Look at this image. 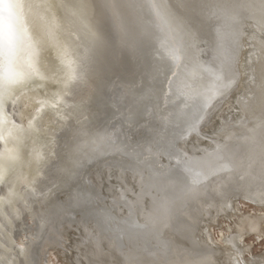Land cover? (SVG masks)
Here are the masks:
<instances>
[{
    "label": "rangeland",
    "instance_id": "374dc122",
    "mask_svg": "<svg viewBox=\"0 0 264 264\" xmlns=\"http://www.w3.org/2000/svg\"><path fill=\"white\" fill-rule=\"evenodd\" d=\"M94 2L95 0H51V3H53L55 7L53 8V18L49 19L47 26L50 30L55 32V42L62 52L59 54L57 49L52 45V42L45 39L46 43L40 47L38 57V66L40 67L42 74L45 76V79L42 81L36 79L33 82H29L26 87H19L15 93L16 97H23V94L29 95L24 97L26 99L25 101L20 103V105L18 104L20 107L18 109L20 110L15 111L16 115H10V118L8 119L9 121L3 130V135L5 137L2 141L4 151L6 149L13 152L19 151L22 161L15 166L9 176V186L13 187L14 191L20 194L21 199L14 200L11 205H8L7 203L0 204V212H3L5 207H9L8 209L12 214V218L9 217L10 221L8 228H6L2 222L0 223V227L3 228L1 232L3 237L2 239L0 237V244L2 250H4V261L11 264L13 258L17 260L20 259L17 253L21 242H23L24 250L27 252L25 259L28 264H85L83 258L86 257V254L89 255L87 256L89 262H92V260L103 251L105 254H108L110 260H113L111 256L114 247H110L111 245L108 241L110 239L115 241L116 239L118 247H122L121 250H123V252L121 253H134V251L138 249V245L139 247L143 245V239L140 238L139 234H141V237L143 236V231H141L143 228L142 225L148 221H150V225L152 224V226L155 223L154 226H159L161 232H163L162 236L164 241L161 242L158 247H155L154 251L159 250V252H165L171 250L170 244L176 237L179 228H183L185 225L190 224H193V226L196 227V237L204 240V235L208 233L214 239L213 241L215 243L223 246L225 239H228L232 237V234L234 236L237 233L235 230V224L241 222L243 216L247 214L258 215L260 212L264 214V205H262L264 199L263 201H259V198H256L252 192L247 191L246 188L244 190L245 186L243 184L236 185L237 189L234 185L227 187L222 177L219 178L218 175L216 176L215 181L209 186L207 193L202 199L188 201L187 205L179 214H173L175 208H170L171 212H169L168 215L169 219L165 221L163 225L158 223V215L157 217L155 215V218L153 219L156 220H153V223H151V216H154L152 207L156 200L158 201L159 197H162L163 194H161V190H158L160 193L158 191L146 192V189H144L146 188L144 184L147 182L146 175H142V173H146L147 170L142 169L140 171H135L132 167L125 164V160L130 158L128 157L129 155L141 151L140 154L143 152H150L148 156L154 158L160 156L157 159L162 161L161 164H168L170 159L172 160L178 155L179 158L174 160L176 161L174 163L180 162L183 167L187 166L191 169L194 168L199 174L206 175L211 173L219 164L216 157L218 154L213 156L212 152H205L204 155L206 157L208 156L212 159L213 156V159H216V161H211L205 168L199 166L200 160L197 158V162L196 158H193L195 156L194 154L200 152L199 150L201 147H207L210 143L211 136H215L216 139L213 140L220 141V145L227 141L228 136L225 138L221 137L220 139L222 134L219 133V129L222 126L223 121L227 122L230 117H234L235 120H238L241 115L240 112L234 113L232 109L233 107H236V102L240 97L250 93L249 85L255 78L253 62L255 61L254 58L256 57L255 54L257 51L256 43L259 40V36L264 33V29H260L259 23L257 22L258 20L253 16H248L249 18L247 17V19L242 18L243 21L240 19L242 23L239 21V24H241L239 25L240 28H238L237 33L235 34L236 36L233 43H231L230 47L227 49V57L223 66V72L229 76L227 82H225L226 85L223 86L224 88H221L223 91L218 90V92L213 94L214 96H211L212 99H209L210 103L208 101L206 105H204V108L201 110V117L195 122L197 124L196 130L188 131L192 130L191 127H193L189 126L184 128L183 131L180 130L182 128H180L179 125L174 124L177 127L172 125L174 127H172V130H177L175 131L176 134L174 138L171 140V143L174 142L173 145L175 144L174 146L176 147V153H173L169 151L171 150L169 146L170 142L167 143L169 147L164 146L165 148H161L162 140L156 137L158 135V137L161 138L159 129H157V127L155 128L154 117H152V112H155L156 109L160 107L162 101L160 100V94L157 92L158 87L156 83L160 79L159 76L162 77V72H159L158 69L160 67L163 69L162 63L164 62L163 51L159 46L161 45V42H156L158 46L156 49L145 44V40L147 39L145 33H152L155 37V33L152 29L148 31L149 29L145 24L148 22L149 25L156 29L155 23L151 22L149 18H144L143 13L141 12V10H143L142 6L139 5L133 9L131 13L133 15L132 23L134 22L135 24H138V33H134L135 31L132 27H130L132 29V33H130L136 41V58H138V62L141 65L143 63L142 58L152 56L150 58L151 71L147 78H143L145 76L143 71H138L136 75L137 79L135 80V77L131 74H126V72L122 70V59H119L121 55H123V52L127 51L122 44L125 33H123V36H118L117 33H114L115 30L113 24L116 19L114 17L111 18L108 12V9L113 14V11H115L118 17L120 14V17L123 19H120V21L122 25L124 24L123 28L126 29L127 26L124 23L125 20L123 17L124 10L122 8L121 11L115 10L108 0H100L102 12L106 16L105 19L107 20L108 28L111 31V33H109V31L106 30V22L102 21L99 17V9L97 8L96 10ZM106 2H108L107 5ZM127 10L128 9H126V11ZM28 28L29 33L35 36L36 29H34L33 21L31 19L28 23ZM38 30L43 36L44 31L41 26H39ZM93 32L100 38L98 43H94L93 41ZM109 34L113 42V49L110 45ZM204 34L205 36H203ZM209 35V33H202L199 40L200 42L198 41L199 43H197L199 46V51H197L201 53L199 57L206 62L209 60L213 61V56L208 47V43L210 42L209 39H211ZM154 37H151V40H154ZM94 50L97 51L99 55L100 74L104 70H108L107 68L115 71V74L112 76L111 81L108 84V86L111 84V89L113 88V97L115 91L119 89V94L115 95L116 100H114V105H112V107H109L108 103L105 102V99L102 98V85H98L97 73L95 71L92 72L91 69L93 68L92 52H94ZM129 56L132 57L134 61V58L130 53ZM115 57H117L121 69H118L119 66L115 63ZM69 61L73 62L74 66L76 64L86 66L90 71L85 79L78 80L69 90H67L70 94L63 96L64 102H61V97L66 91L63 82L67 71L66 65ZM115 68H117V70H115ZM121 71L123 79L118 80V77L121 76ZM131 77L135 82H141L140 88L135 84L131 85ZM143 80H145L146 83V86L144 85V87ZM122 85L125 86L124 89L122 87L120 88ZM135 102L138 104L137 109H135V107L130 109L129 106ZM14 104L16 103L14 102ZM106 105H108L110 110H105L104 112L103 108ZM100 106L102 107V110H100ZM31 116H35V121L30 127L28 120L31 119ZM15 117H19L22 124H19L18 121L15 120ZM217 122H219V128H217ZM13 125L16 127H13ZM21 126L23 131H20ZM145 128H151V134L155 132L153 136L151 134H149L150 136H147V134L144 133V130H146ZM9 132H11V136H9ZM142 134L145 135L142 136ZM216 134H218V136H216ZM178 136L179 138H182L177 139ZM177 140H179V144H177ZM193 140H195L196 143L200 142L202 146L196 148L197 150L195 151H190L189 149L193 144H185L187 150L192 154H187L185 148H179V146L183 144V141L190 143ZM105 142L110 144L107 146ZM157 142L158 144L156 145ZM159 142L161 143L160 146H158ZM111 143L113 144L112 146ZM153 143H155L156 146ZM150 144L151 146H149ZM152 148L157 149L156 151L158 153H156L155 149L153 151ZM239 148L236 147L235 151L239 150L238 152L244 154ZM34 149L36 150L35 152L33 151ZM119 149L122 150L121 152H118L120 155L115 157L111 156V159L107 157L108 155L105 156L106 153H115V151ZM161 149L162 152H164V149L165 151L167 150L164 152L166 156L163 155V153L160 154ZM145 150L148 151L145 152ZM92 151H94V153H91ZM72 152H74V154L76 153L77 158H79V165H81L82 168H84L90 161H93V165H91L85 172L86 178H84L82 185L80 184V174L83 172L80 173L76 169L71 172L69 169V163H63V155L69 157L67 159L69 161L73 158ZM36 153H39L42 157L39 162L35 159ZM170 153L176 155L171 157ZM241 153H239V157H241ZM201 155L203 154H199V156ZM174 163L172 164L170 162V165L168 166H171V164L174 165ZM201 164L202 166L205 165L203 162ZM137 172L141 173L136 174ZM17 176H21L24 179L17 181ZM143 176L145 177L143 178ZM239 176L240 175L238 174V177ZM140 178L145 182H139V180H136ZM34 179L37 190V196L35 198L26 191V185ZM123 183H126V188ZM205 183H207V181H205ZM185 187L186 186H184V188ZM229 190L231 191L229 192ZM241 191L243 194H241ZM154 193L156 194L155 197L154 195L152 196ZM157 193L159 197H157ZM247 193L249 195H247ZM0 196H7V194H0ZM52 196L54 197L52 198ZM247 196L249 198H247ZM123 198L126 199V203L127 201H130L126 204L124 203L125 199L123 201ZM139 198H141V200ZM134 199H138V201L136 202ZM153 199L156 200L154 201ZM226 200L227 203L225 205L232 202V204L230 203L231 208L230 206H227L224 209V207L221 206ZM130 202L131 205H129ZM68 205L72 208L69 211L70 213H66L68 214L67 216L61 217L63 216L62 214L65 213L64 210ZM147 205L151 207L145 208ZM133 208L134 210H132ZM218 209L220 211H218ZM148 210L150 213L147 214V212H149ZM232 210L234 211L233 213ZM130 213L131 218L128 216ZM125 215L128 217L126 216V218ZM145 218L147 219L145 220ZM215 218L216 221H214ZM132 219L136 220H134V223L136 222L135 224L137 225L135 231L139 234L136 233L138 235H131L132 237L135 236V239H132L131 237V240L129 236V240L132 243H136L140 239L141 241H139V243L137 242L138 244H135L137 245L136 247H134L135 245L131 246L132 243L125 241L128 237L126 234H129L127 231L130 226L129 222L132 223V221H130ZM22 220L24 221L22 222ZM123 220L126 224L122 223ZM52 221H55V227L60 234L57 233L59 237L54 236V234H52L54 237L51 235L50 243L44 245V250L47 256L42 261H39L38 254L41 255L43 249L42 242L49 231ZM20 222H22V226L19 228ZM137 222H140L141 224ZM33 228H35V230ZM17 229H20L22 233L20 237L16 236V233L18 232ZM123 229L125 230L123 231ZM93 235L95 237L97 235L98 238H96L98 241ZM100 236H103L102 241ZM108 237L110 238L109 240L107 239ZM256 237L257 236L253 235L245 238L246 242H253V246L251 252H247L243 255L244 257H240L241 264H256L259 256H264V235H260L261 238ZM91 240L93 242H91ZM81 241L83 244L84 242L86 244L88 243L87 247L86 244L83 246L80 245L82 244ZM95 241L98 244H96ZM91 244H94V246ZM202 244L204 250L199 247L200 254H203L205 250L209 251L217 249L209 240L206 242L203 241ZM108 245L110 246L108 247ZM92 247H95V250ZM130 248L134 250L132 251ZM142 250L145 253L143 248H139L137 251L139 252ZM143 251L139 252V255H142L139 257L142 259V262L146 259V257L143 256L145 255L143 254ZM227 264H238V262L235 260V257H232L227 261Z\"/></svg>",
    "mask_w": 264,
    "mask_h": 264
},
{
    "label": "bare ground",
    "instance_id": "6f19581e",
    "mask_svg": "<svg viewBox=\"0 0 264 264\" xmlns=\"http://www.w3.org/2000/svg\"><path fill=\"white\" fill-rule=\"evenodd\" d=\"M108 1L111 3V5L113 6V8L115 10H120V11L122 9L124 10V13H123V17L125 20L124 23L128 27V28L126 27V29L123 28L124 24L122 25V23L120 21V19H122L120 17L121 15L119 14V17H120L119 18L115 11H113L114 12V14H113L107 8L111 18L114 17L116 19V21L114 20V24H113L114 30H115L114 33H117L118 36H120V35L123 36L124 35L123 33H125L124 38L122 40L123 47H124V49L126 48L127 49L126 52L130 53L134 58V61H133L132 57L129 56L130 61L127 62L128 65L126 63V60L124 61V64L122 65V70L124 72H126V74H131L133 77H135V80L137 79L136 75H137L138 71L139 72L143 71V73L145 74V76L143 78L144 79L147 78L148 74L151 71L150 58L152 56H146L145 58H142L143 63L141 65L138 62V58H136V54H137V50L135 47L136 41L134 40V37L131 34L132 33L131 30L133 29L135 31L134 33H138V28H137L138 24H135L134 22L132 23L133 15L131 13H132L133 9H135V7H138L139 5L142 6L143 10H141V12L143 13L144 18L145 17L149 18L151 22L155 23L156 29L153 28L151 25H149L148 22L145 24V26L149 29L148 31H150V29H152V31L155 33V37L153 36L152 33H145V36L147 38L145 40V44H147L149 47H154L156 49L158 47L156 42H161V45H159V46H160L161 50L163 51V61L164 62L162 63L163 69H161L162 67H160L158 69L159 72H162V77L159 76L160 79L156 83L157 87H158L157 92L160 94V100H162V101H161L160 107H158L155 112H152V114H153L152 117H154L153 118L155 121V122L153 121L154 126H155V128L157 127V129H159V134H160L161 138H159L158 135L156 137L158 139L162 140V142H161L162 144L159 142L158 146H160V144H161V148L162 147L165 148L164 146H168L167 143L170 142L169 146H170L171 150H169V151L174 153L176 150L175 149L176 147L174 146L175 144L173 145V143H174L173 141H172L173 143H171V140H172V138H174V136L176 134L175 131H177V130H175V131L172 130V127L175 125H179L180 128H182L180 130H183L186 127L193 126V127H191L192 130H188L189 129L188 128L187 129L188 131H194L197 129V126H196L197 124L195 122H197L199 117H201L200 114H201V110L204 108V105H206V103L209 101V99H212L211 96L214 93L218 92V90H222L221 88L224 85H226L225 82H227V79L229 78V76H227L226 73L223 72V66H224L225 59L227 57V49L230 47L231 43H233L235 36H236L235 34L237 33L238 28H240V26H239V25H241V24H239L240 19H241V21H243L242 18L247 19L248 16H253L254 18H256L258 20L257 22L259 23L260 29L261 30L264 29V26H263L264 25V0H108ZM107 3L108 2H106V5H107ZM94 4L96 7V10H97V8L99 9V12H98L99 17L101 18L102 21L106 22L105 23L107 26L106 30H108L109 33H111V31L108 28L107 20L105 19L106 16L102 12V6H101L100 0H95ZM153 5L158 6L159 15H157V10H156V8L153 7ZM217 6H221L226 10L225 16L223 19H217L216 17H213L210 15L211 11H213ZM126 9H128V10L126 11ZM121 14H122V12H121ZM232 17H235V20H233ZM29 21H30V19H29ZM29 21H28V23H29ZM110 21H112V20H110ZM111 24H112V22H111ZM47 25H46V27H45V25L42 26V29L44 31L43 35L47 36V39L50 42H52V45L57 49V52L59 54H61L62 50H60L59 46L55 42V40H56L55 39V36H56L55 32L53 30H50ZM130 27H132V29ZM54 29H55V27H54ZM202 33H209L210 34L209 36L211 39H209L210 42L208 43L209 44L208 47H209V51L211 52V55L213 56V61L209 60L208 62H206L204 59H201L199 57L201 53L198 52L199 46L197 43L200 42L199 40L201 38ZM203 36H205V34ZM108 37L110 40L111 48L113 49V45H112L113 42L111 40L110 34ZM151 37H154L155 39L151 40ZM202 41H204V40H202ZM256 44H257V46H256L257 51L255 54L256 57L254 58L255 61L253 62L254 63L253 66H254V70H255L254 71L255 78L253 81L250 82V85H249L250 86V93L248 95L240 97L236 102V104H237L236 107L235 108L233 107V109H232L234 113L240 112L241 115H240L238 120H235L234 117H230L227 122L223 121L222 126L219 129L220 132L218 131L219 133L222 134V135L220 134L221 135L220 139H221V137L225 138L226 136H228L227 141L223 142V144L220 145L219 144L220 141L213 140L216 138H215V136H211L210 143L207 145V147H205V146L201 147L202 145L200 144V142L196 143L195 140H193L190 143L183 141V144H181V146H179V148H185V150H187V146H185V144H193V145H191V147L189 149L190 151H193V150L195 151V150H197L196 148L201 147V149L199 150L200 152H197V154H194L195 156L193 155L194 156L193 158H196L197 162H198L197 158H199V160H200L199 166H201L202 168H205L206 166H208L211 161H216V159H213V156L218 154L217 153L218 147L224 149L226 151V153L229 156H231L234 160H236L237 162L243 161L244 167L237 169L233 173L219 174V178L222 177V179L225 182V185H227V187L234 185V187L237 189L236 185L243 184L245 186L244 190L246 188L247 191L252 192V194L256 198L258 197L259 201H261V200L263 201L264 196H262V195H264V128H261L260 125H261V122H264V33L261 36H259V40ZM145 48H146V46H145ZM198 60H201V61H198ZM115 63L117 66L120 67V63L118 62L117 57H115ZM125 63H126V66H125ZM120 69H121V67H120ZM217 77H220V78L218 79ZM119 79H123L122 71H121V76L118 77V80ZM135 80L132 77L130 78L131 85L135 84L136 86H138V88H140L141 82H135ZM143 82H144V84H143V87H144V85L146 86L145 80H143ZM121 87L124 89L125 86L122 85V86H120V88ZM17 90H16V92H17ZM120 90H122V89H120ZM28 95L29 94H23V97L22 96L17 97V101H16V102H18L17 105L18 104L20 105V103L25 101L26 99L24 97H26ZM142 101H144V100H142ZM209 103H210V101H209ZM133 107H135V109H137L138 104L135 102L129 106L130 109H132ZM15 111H16V109L13 112H15ZM234 113H232V114H234ZM15 115H16V113H15ZM11 116H12V114H11ZM217 124H218L217 128H219V122H217ZM175 127H177V126H175ZM155 128H153V129H155ZM253 129L255 130L254 132L251 131ZM144 131H145L144 133H146L147 136H150L149 134H151V132H152L151 128H149V129L147 128ZM214 132H215V130H214ZM154 133L155 132H153V134ZM188 133H190V132H188ZM153 134H151V135L153 136ZM144 135L142 134V136H144ZM147 136H145V137H147ZM216 136H218V134H216ZM253 137H254V139H252ZM150 138H148V139H150ZM178 138H179V136L177 137V139ZM181 138H179V139H181ZM237 142H239V143H237ZM151 143H152V140H151ZM153 144L155 145V143H153ZM157 144H158V142L156 143V145ZM177 144H179V140H177ZM149 146H151V144ZM208 146H210V147H208ZM236 147H238V148L240 147L239 149L242 150L244 154H242L241 152H238L239 150L235 151ZM154 149H153V151H154ZM162 149H161V153L160 152L159 153L160 154L163 153V155H165L164 152H166L167 150L165 151V149H164V152H162ZM139 150H140V148H139ZM156 150L157 149H155V151ZM189 150H187V154H192L191 152H189ZM146 151H148V150H145V152ZM205 152H209V153L212 152L213 153L212 159H210V157H208V156L206 157L204 155ZM140 153H141V151H138L137 153H134L133 155H129L128 157H130V158H127L125 160V164L132 167L135 171L136 170L140 171L142 169H146L148 173L147 172L142 173V175L143 174L146 175V181L147 182H146V184H144L146 186V188H144V186H143V188L146 189L145 191L146 192L147 191L148 192H152V191L157 192L158 190H161V194H163L162 197H159L158 193H157V197H159V199H158V201L156 200L157 198L155 199L156 202L154 203V205L152 207L153 210L150 208L152 210V212L154 211L153 212L154 216H151L152 217L151 223H153V220H156V219H153V218H155V215H156V217L158 215V218H159V214L161 212L162 204L164 202L169 203L170 208H172V209L175 208V211L173 214H179L180 211L187 205V202L190 201V200H187L184 198L183 194H184L185 188L187 186L192 185L193 180L197 179V177H199L198 176L199 173L196 172L194 170V168L191 169L187 166H185V167L181 166L180 162L174 163V162H176L174 160L179 158L178 155L175 156L176 154L172 155L173 153L172 154L170 153L171 154L170 156L171 157L175 156V158H173L172 160L170 159L168 164H166V163L161 164L162 161L159 159L160 160V162H159V160L157 159L160 156H157V158H154V157L148 156V154L150 152H146V153L143 152L142 154H140ZM156 153H158V152L156 151ZM239 153H241V157H239ZM199 154H203V155L199 156ZM167 155H169V154H167ZM203 156H205V157H203ZM201 157H203V158H201ZM170 162L172 164L174 163V165L171 164V166H168V165H170ZM202 162L205 164L204 166H202V164H201ZM249 164L251 165L250 167L248 166ZM134 170H132V171H134ZM140 173L137 172L136 174H140ZM238 174L240 175L239 176L240 178L238 177ZM139 177H140V175H139ZM144 177L145 176H143V178ZM136 180H139V182L143 181V179L141 180V178L136 179ZM223 181H222V183H223ZM143 182H145V181H143ZM123 184L125 185L126 183H123ZM184 186H186V187L184 188ZM137 187H138V185H137ZM125 188H126V185H125ZM241 188H243V187H241ZM144 189H142V190H144ZM225 189H226V187H225ZM229 189H230V187H229ZM0 190L2 191L1 193H3V194L8 192L7 186H4V187L1 186ZM121 191L124 192L123 190H121ZM230 191L231 190H229V192ZM138 192H139V190H138ZM224 192H225V190H224ZM139 193H138V195H139ZM248 193H247V195H249ZM239 194H240V191H239ZM241 194H243L242 191H241ZM153 195L155 197L156 194L154 193V194H152V196ZM136 196H137V194H136ZM150 196H148V197L151 198ZM235 196H237V195H235ZM121 198H122V196H121ZM247 198H249V197L247 196ZM254 198H253V201H254ZM124 199L125 198H123V201H124ZM128 199H130V198H128ZM139 199L141 200V198H139ZM143 200H144V198H143ZM129 201H127V203ZM135 201L137 202L138 199H136ZM263 202H262V205H264ZM124 203H126V199H125ZM226 203H227V200L221 206L224 207V209L227 206L228 207L230 206V208H231L232 202H230L231 204L229 203L230 205L229 204L225 205ZM129 205H131V202ZM149 205H151V204H149ZM151 206L147 205V206H145V208L151 207ZM71 209L72 208L68 205L67 208L64 210L65 213H63L62 214L63 216H61V217L67 216L68 214H66V213H70L69 211ZM129 210H131V209H129ZM129 210H128V212H129ZM132 210H134V208ZM150 211L147 212V214L150 213ZM218 211H220V210L218 209ZM169 212H171V211H169ZM233 212L234 211L232 210V213ZM214 213H216V212H214ZM132 215H134V214H132ZM151 215H152V213H151ZM126 216L127 215H125V217ZM128 216L130 217L131 213ZM9 217L12 218V214H11V211L9 209L6 210L5 212H0V223L2 222L3 225L6 226V228H8V226H9V221H10ZM135 217H137V216H135ZM126 218H124V219H126ZM147 218H145V220ZM158 218H157V221H158ZM24 219H25V216H24ZM168 219L169 218L167 217L166 221ZM134 220L135 219L130 220V221H132V223L129 222V224H130V226L128 227L129 229H127V227H126L129 234H126L128 237L127 238L125 237L126 238L125 241H128L130 243H132L130 240H131V237L133 236V234H135V235L139 234L138 232L135 231L136 230L135 228L137 227V225L135 224L136 222L134 223ZM23 221L24 220H22V222ZM128 221H129V219H128ZM147 221H145V222H147ZM214 221H216V218L214 219ZM22 222H20L19 228H20V226H22ZM54 222L52 221L51 226L49 227V231L46 234V236L44 237V240L42 242L43 249L41 251V255L38 254V260L39 261H42L47 256L45 253V250H44V245L50 243L51 235L54 234V236L59 237L58 234H60V233H59V231H57ZM122 223L126 224V222L124 220ZM137 223H140V222H137ZM147 223H149V224H147ZM147 223H143L144 225H142L143 226L142 229H145V230L141 229V231H143V234H142L143 236L141 237V234H139L140 238L143 239L142 240L143 245L141 247H139V245H138V249L143 248L145 250V253L142 250L143 254H145L143 256L146 257V259L143 258V259H145V260H143V262H142V259L139 258L142 256V255H139L140 254L139 252H142V251L138 252L137 251L138 249L136 248L137 250H135V251L137 253L135 251H134V253L125 252L127 254L121 253V252H123V250H121L122 247H120V248L118 247V244H116V242H117L116 239L114 241L113 239H110L109 237L107 239L108 240L110 239L108 242L111 246L108 245V247L109 246L114 247L113 253L111 252L112 253L111 258H113V260H110L108 258V254L107 253L105 254L103 251L102 253L100 252L99 255L96 256V258H94V259H93V257H94L93 256L92 262L91 261L89 262V260L87 258V256H89V255L84 252L86 254V257L83 258V260H84L83 262H85V264H198V262L201 259L209 258L213 262V264H227V261H229L232 257H235V260L238 262V264H241L240 257H244L243 255H245L247 252H251L252 246H253V242H251V243L246 242L245 238L247 236H253V235L257 236L256 238H261L260 235H264V214L261 212L258 215L247 214L241 218V222H239L238 224H235V230L237 233L234 236L232 234V237L225 239V243L223 246H220L217 243H215L213 241L214 239L208 233L204 235V240H201L200 238L196 237V234H197L196 230H195L196 227L193 226V224H190V225H185V227H183V228H179V231H177L176 237L174 238V240L170 244L171 250H169V251L167 250L165 252H159V250L154 251V249H155V247H158L161 242L164 241V238L162 236L163 232H161V229L159 226H154L155 223L153 224V226H152V224L150 225V221H148ZM148 225L150 227H153V228H150ZM37 228H38V226H37ZM2 229L3 228L0 227L1 239L3 237L2 233H1ZM33 229L35 230V228H33ZM98 230H97V232H98ZM115 230H116V228H115ZM124 230L125 229H123V231ZM17 231L18 232L16 233V236L20 237L22 234L20 229H17ZM125 233H127V232H125ZM136 233H138V234H136ZM94 235H95V233H94ZM129 236H130V240H129ZM139 236H136V237H139ZM96 237H97V235H96ZM102 237H101V241L103 240ZM95 238H94V240H95ZM104 239H105V237H104ZM132 239H135V236L132 237ZM92 240H91V242L94 241V240L93 241ZM207 240H209L217 249L216 250H209V251L205 250L203 254H200L199 253V251H200L199 247L204 250L202 242L203 241L206 242ZM97 241H98V239H97ZM139 241H141V240L139 239ZM139 241H137V242L139 243ZM104 242H105V240H104ZM128 242H126V243H128ZM137 242L132 243L131 246L138 244ZM95 243H96V241H95ZM84 244H86V243L84 242ZM84 244L82 242V244H80V245L83 246ZM96 244H98V243H96ZM123 244H124V242H123ZM87 245H88V243L86 244V247H87ZM91 245L94 246V244H91ZM100 245H99V247H100ZM136 246L137 245H135L134 247H136ZM131 250L133 251L134 249H131ZM82 251H84V250H82ZM106 251H108V250H106ZM89 252L91 253L90 250H89ZM3 255H4V252H3L2 246L0 244V264H3V262H4ZM137 255H139V256H137ZM256 264H264V256H259L258 262Z\"/></svg>",
    "mask_w": 264,
    "mask_h": 264
},
{
    "label": "snow or ice",
    "instance_id": "6c2138e0",
    "mask_svg": "<svg viewBox=\"0 0 264 264\" xmlns=\"http://www.w3.org/2000/svg\"><path fill=\"white\" fill-rule=\"evenodd\" d=\"M55 5L51 0H0V118L5 111L6 104L12 100V91L15 87H26L29 82L36 79L44 80L38 66V57L40 47L46 43L44 36L39 33V26L49 23V19L53 18V8ZM159 15V8L153 5ZM226 10L217 6L210 15L217 19H223ZM33 21V27L36 34L33 36L29 33L28 21ZM235 20V17H232ZM94 43L99 42V36L92 33ZM64 88L66 91L61 97L69 95L71 86L78 80L85 79L90 69L86 66L76 64L69 61L66 65ZM218 79L220 77H217ZM14 106V101H13ZM15 115V112H13ZM29 126L31 127V120ZM13 127H16L13 125ZM261 128H264V122H261ZM20 131H23L22 126ZM254 132L255 130H251ZM11 136V132H9ZM5 139L3 130L0 129V141ZM247 139V138H246ZM254 139V137L252 138ZM36 151L35 149L33 150ZM218 166L209 174H198L199 178L193 180L192 185L187 186L184 191V198L190 201H196L203 198L207 193L209 186L215 181L219 174L233 173L239 168L244 167V162H237L226 151L220 147L217 148ZM39 153H36L37 162L41 160ZM19 151L13 152L5 150L0 152V186H8L10 184L9 176L18 163H21ZM251 166L250 164L248 165ZM17 181L24 179L21 176L16 177ZM207 181V183H205ZM26 191L32 196H37L35 187V179L28 182ZM42 194V193H41ZM21 199L20 194L14 191L13 187H8L7 196H0V204L7 203L11 205L14 200ZM27 206V205H26ZM170 211V204L164 202L159 214L158 222L162 225L165 223ZM17 255L19 260L13 258L11 264H28L25 257L27 252L24 250L23 242L19 246ZM3 264H8L4 261ZM198 264H213L209 258L201 259Z\"/></svg>",
    "mask_w": 264,
    "mask_h": 264
},
{
    "label": "water",
    "instance_id": "95a60500",
    "mask_svg": "<svg viewBox=\"0 0 264 264\" xmlns=\"http://www.w3.org/2000/svg\"><path fill=\"white\" fill-rule=\"evenodd\" d=\"M68 1H70V0H68ZM60 8H62V7H60ZM41 28H42V26H41ZM43 30V29H42ZM51 32V31H50ZM44 34V33H43ZM80 35H81V33H80ZM44 36V35H43ZM44 38L46 39V40H48L47 39V36H44ZM119 56H120V53H119ZM122 59V63L124 64V61L126 60V63L128 62V61H130V57H129V53H127L126 51L125 52H123V55H121V57H120V59L119 60H121ZM92 61H93V68H91L92 69V72L93 71H95L96 73H97V83H98V85H102V89H101V96H102V98L103 99H105V102H107L108 103V105H109V107H112V105H114L113 103H114V100H116L115 99V95L116 94H119L118 92H119V89L117 90V91H115V94H114V97H113V95H112V90H113V88L111 89V84L108 86V84L110 83V81H111V78H112V76L115 74V71H112V70H109V68H107L108 70H102L101 72V74H100V69H99V67H100V62H99V55H98V52L97 51H95L94 50V52H92ZM126 63H125V66H126ZM127 65H128V63H127ZM127 68V67H126ZM118 69H120V67H118ZM115 70H117V68H115ZM20 86H18V87H15L14 89H13V91H12V100L11 101H9L7 104H6V107H5V111L3 112V114H2V118H0V129H2V130H4V127L6 126V124H7V122L9 121L8 119L10 118V115L11 114H13V112L12 111H14L15 109L16 110H20V109H18V108H20L18 105H17V103L18 102H16L17 101V97H16V90L19 88ZM68 98V97H67ZM13 101L16 103V104H14V106H13ZM108 105H106V106H104V112H105V110L106 111H109L110 110V108H108ZM100 108V110H102V107L100 106L99 107ZM13 109V110H12ZM15 120H17L18 121V123L19 124H22L21 123V119L18 117H15ZM31 124L32 123H34V121H35V116H31ZM30 120H28V122H29V124H30ZM118 131H120V130H118ZM109 139V138H108ZM105 144L108 146L110 143H106L105 142ZM113 144L111 143V146H112ZM4 145H3V143H2V141H0V152H3L4 151V147H3ZM122 150H117V151H115V153H106L105 154V156H107L109 159H111L110 157L112 156H117V155H120L118 152H121ZM91 153H94V151H92ZM72 156H73V158L71 159V160H67L69 157H65V155H63V163H69V169H70V171L71 172H73L75 169L78 171V172H80V173H82V174H80V177H81V179H80V184L82 185V183L84 182V178H86V174H85V172L88 170V168L91 166V165H93L92 163H93V161H90L88 164H86L85 165V167L84 168H82L81 167V165H79V158H77V155H76V153L74 154V152H72ZM113 160V159H112ZM67 161V162H66ZM79 184V185H80ZM1 187V186H0ZM4 187V186H3ZM8 187H10L9 185L7 186V188ZM2 191L0 190V194H2V195H4L3 193H1ZM7 193H5V195H6ZM54 196H56V195H54ZM54 196H52V198L54 197ZM52 198H51V200H52ZM33 204V203H32ZM7 208H9V207H7ZM6 207L4 208V211L3 212H5L6 210H8Z\"/></svg>",
    "mask_w": 264,
    "mask_h": 264
},
{
    "label": "flooded vegetation",
    "instance_id": "af4514ba",
    "mask_svg": "<svg viewBox=\"0 0 264 264\" xmlns=\"http://www.w3.org/2000/svg\"><path fill=\"white\" fill-rule=\"evenodd\" d=\"M4 251V250H3Z\"/></svg>",
    "mask_w": 264,
    "mask_h": 264
}]
</instances>
